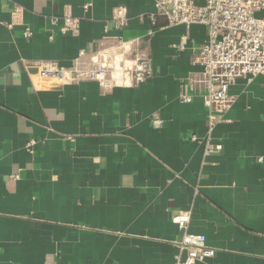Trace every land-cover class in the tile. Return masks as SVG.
<instances>
[{"label":"crops","instance_id":"1","mask_svg":"<svg viewBox=\"0 0 264 264\" xmlns=\"http://www.w3.org/2000/svg\"><path fill=\"white\" fill-rule=\"evenodd\" d=\"M121 6L129 22L116 29ZM154 11V0H0V264H176L178 211L216 249L196 264H264V75L231 86L213 133L223 149L206 155L207 109L181 101L180 80L200 71L207 26L154 23ZM65 13L77 33L53 25ZM104 49L145 52L152 75L138 87L34 82L39 60L69 68Z\"/></svg>","mask_w":264,"mask_h":264},{"label":"built area","instance_id":"2","mask_svg":"<svg viewBox=\"0 0 264 264\" xmlns=\"http://www.w3.org/2000/svg\"><path fill=\"white\" fill-rule=\"evenodd\" d=\"M155 11L150 19L155 23L159 17L167 20L168 25L202 24L207 26L206 41L201 44L194 57V64L200 71L193 72L180 80L183 92L180 99L190 103L196 96L203 98L207 109L208 130L205 141V154L210 155L223 149L221 142H213L217 125L224 121L225 114L231 109L235 97L230 88L239 79L251 82L264 75V0H154ZM90 3L85 5L88 9ZM60 21H62L60 23ZM112 22L116 29L128 25V9L124 6L114 10ZM53 25L58 26L61 34L77 33L80 19L65 13L55 16ZM108 27H106L107 29ZM33 31L27 29L24 36L32 38ZM112 45L125 46L121 37ZM183 47V44L181 45ZM108 49L100 51L91 60L81 51L73 67H64L54 61L39 60L32 68L36 84L69 83L80 79L98 81L107 85L111 80L121 84L138 87L153 73L152 60L148 54L138 50L132 59L110 56ZM113 57L107 59L106 57ZM161 125L162 120L156 118ZM197 139L196 135L192 136ZM35 140L28 142L32 150ZM262 159V157H260ZM191 211H178L172 221L178 225L181 237L176 241L178 253L176 264H196L216 255V249L207 244L205 234L190 231Z\"/></svg>","mask_w":264,"mask_h":264}]
</instances>
